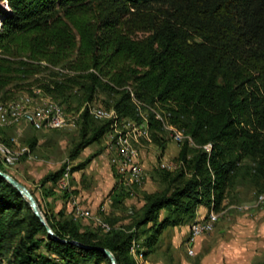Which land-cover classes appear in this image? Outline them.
I'll list each match as a JSON object with an SVG mask.
<instances>
[{
	"label": "trees",
	"instance_id": "16d2710c",
	"mask_svg": "<svg viewBox=\"0 0 264 264\" xmlns=\"http://www.w3.org/2000/svg\"><path fill=\"white\" fill-rule=\"evenodd\" d=\"M5 1L0 102L28 93L58 102L68 116L84 108L83 136L71 159L118 131L119 121L125 120L124 127L133 123L126 119L140 120L132 94L144 104L149 136L162 151V119L146 106L195 145L185 139L176 157L179 167L156 171L165 187L145 194L133 224L109 231L84 226L63 209L57 214L46 209L30 189L57 235L51 236L27 199L0 177V264H113L100 248L111 250L119 264H139L135 256L146 260L165 228L191 225L200 206L220 211L239 179H250L264 192V0ZM97 101L114 116L105 118L100 108L105 119H95L89 109ZM9 127H0V140L13 147ZM118 133H126L125 127ZM132 142L136 146L135 138ZM36 143V138L29 143L32 150ZM66 166L42 178L44 197L67 203L70 192L58 195L45 187L61 188ZM7 167L0 158V168L8 172ZM114 167L117 182L110 196L122 203L132 194L126 176ZM142 227L146 251L136 241Z\"/></svg>",
	"mask_w": 264,
	"mask_h": 264
},
{
	"label": "rangeland",
	"instance_id": "374dc122",
	"mask_svg": "<svg viewBox=\"0 0 264 264\" xmlns=\"http://www.w3.org/2000/svg\"><path fill=\"white\" fill-rule=\"evenodd\" d=\"M6 7V1L0 0V10ZM26 94L28 93L23 95ZM132 95L139 105L140 115L144 116L147 122L142 124L140 120L136 119H126V121L130 120L138 127L143 126L148 129L146 138H135L140 162L147 176L142 186L132 187V191H136V188L138 191L125 198L124 202L115 203L110 193L117 182L111 162L114 156L111 146L112 138L119 131L124 130L123 123L125 120L118 122L116 128L118 131L113 129L108 136L105 135L101 141L92 143L77 158L71 159V150L83 136L82 122L79 116L84 108L76 114L68 113L70 123L57 130L46 132L36 130L28 123H22L18 126L0 125V127L10 126L5 132L6 136L12 137V144H9L13 146L12 148L17 151L28 149L32 154V157L25 154L27 159L19 161L13 167H7L8 172L29 189H32L46 209L54 211L56 214L63 209L67 215L79 219L84 226L102 230L103 224H109L111 229L112 227L121 228L132 225L144 204L145 194L160 191L165 187L156 171L159 168L176 169L179 167L176 157L181 144L189 137L183 130L174 128L175 132L182 135V140L178 141L175 132L164 127L166 131L164 130L162 136L165 141V150L162 151V147L152 141L149 136V119L147 110L143 108L144 104L137 101L134 94ZM94 104L96 105H90V107L103 108L97 105L104 106L101 101ZM146 107L162 116L155 107ZM103 109L109 115L105 118L114 116V111ZM92 116L97 120L105 119ZM34 138H36L37 143L32 150L29 143ZM188 139H190L191 144L195 145L191 138ZM204 149L209 152L211 146L207 145ZM89 157H92V160L85 168L71 173L68 188H63L61 185L63 189L59 186L53 187L51 183L45 186L47 189H53L58 195H62L63 191L66 190L70 192L67 203L64 200L62 203H58L57 198L53 196L44 197L41 181L46 174L56 171L66 164L72 168ZM74 200L78 201L82 208L90 209V215L87 218L77 217L74 214ZM212 214H214L213 231L197 240L194 246L195 252L191 254L187 242L191 225L198 220H209ZM164 216L163 213L162 217ZM193 223L165 228L154 252L146 256V260L142 259L141 254L135 256L139 264H261L264 262V192L260 194L250 179L241 178L238 180L230 190L220 211H216L214 205L210 209L200 206L197 218ZM145 228L139 229L141 235L136 240L143 251H146L143 246L145 235L142 233Z\"/></svg>",
	"mask_w": 264,
	"mask_h": 264
},
{
	"label": "bare ground",
	"instance_id": "6f19581e",
	"mask_svg": "<svg viewBox=\"0 0 264 264\" xmlns=\"http://www.w3.org/2000/svg\"><path fill=\"white\" fill-rule=\"evenodd\" d=\"M18 105L19 114L20 117H29L34 119H41L40 124V130L42 131H49V130H55V129H61L63 127H66L70 123V117L67 115L65 109L62 105H60L58 102L49 99V98H33L29 95H23L19 97L16 101H12L8 104L0 102V115H4V109H8L11 107H15ZM58 105V110L63 116L64 120L62 122H53V111L52 106ZM98 108V107H97ZM99 111H95L93 107H90V113L94 115L95 117L102 118L105 117V112L98 108ZM155 111V110H154ZM163 126L170 130L171 132H175L174 127L169 126L166 122L163 116H161ZM22 123L27 124L26 118H17V120H10V125H19ZM0 125H8L3 122V117H0ZM126 133L119 134L113 137L112 139V148L114 151V156L112 158L113 165L116 166L121 173H123L126 176V182L129 188H132V186L140 187L141 182L138 180V175L136 174L135 170H140V167H143L140 162V155L138 148L133 144L134 138H137V134L139 136H147L148 132L146 129H140L138 128L134 123L128 122L125 126ZM170 132V133H171ZM173 134V133H172ZM176 139L178 141L182 140V135H180L178 132H175ZM135 155V163L133 162V153ZM210 152V151H209ZM29 155L32 157V154L30 153V150L24 149L22 151H17L14 148L6 145L5 143L0 141V158L1 160L9 167L15 166L19 161H21L22 156ZM66 178H70L71 176V167H66ZM65 173L63 178L65 177ZM62 178V179H63ZM146 176H144V182H145ZM62 179L60 181V185L63 188H68V184L62 183ZM61 188V189H63ZM84 209V208H82ZM213 213V211H212ZM74 214L77 217H85L87 218L90 215L89 210H75ZM214 214H212L211 218L209 220H198L195 223H193L189 230V236H188V244L191 251V254H194V241H195V234H197L198 229L203 226L205 227V235L211 233L214 229ZM103 228L107 231L111 230V227L109 224H103ZM138 245L135 243L131 247L132 253L137 249Z\"/></svg>",
	"mask_w": 264,
	"mask_h": 264
},
{
	"label": "built area",
	"instance_id": "2783aa9c",
	"mask_svg": "<svg viewBox=\"0 0 264 264\" xmlns=\"http://www.w3.org/2000/svg\"><path fill=\"white\" fill-rule=\"evenodd\" d=\"M53 111V122H62V120H64L63 116H61L59 110H58V105H54L52 106ZM95 111H99V109L97 107H94ZM0 117H3V122L10 125V120H17V118H26L27 123L30 124L34 129L36 130H40V124H41V119H34V118H29V117H20L19 114V109H18V105H16L15 107H11L8 109H4V115H0ZM140 121L143 124V122H147L144 119V116L140 115ZM174 139V138H173ZM133 155V163H135V155H134V151L132 153ZM112 162V166L113 165V161ZM117 168V167H114ZM136 174L138 175V180L139 182H141V185L144 184V176H147V173L145 172L143 167H140V170H135ZM62 183H66V184H70V178H66V173H65V177L62 179ZM125 187L131 192L132 195L135 194L136 191H132L128 185L127 182L125 181ZM73 206H74V210H90V209H82V206L78 203V201L74 200L73 201ZM205 235V227L201 226L198 231L197 234H195V241H194V246L197 242V240Z\"/></svg>",
	"mask_w": 264,
	"mask_h": 264
},
{
	"label": "water",
	"instance_id": "95a60500",
	"mask_svg": "<svg viewBox=\"0 0 264 264\" xmlns=\"http://www.w3.org/2000/svg\"><path fill=\"white\" fill-rule=\"evenodd\" d=\"M0 177L6 179L9 183H11L15 188L18 189V191L23 195V197H25L27 199V201L29 202L30 207L32 208L34 213L40 218L42 223L46 226L49 234L51 236L57 237V235L54 232V230L52 229V227L48 224L47 219H46L43 211L41 210V207H40L36 197L33 195L31 190L29 189V187H27L24 183H22L21 181L16 179L13 175L4 171L1 168H0ZM69 242L72 244H77V245L86 247L84 244H81L77 240H70ZM100 249H102L111 258L113 264H119L117 257L115 256V254L111 250H109L107 248H100Z\"/></svg>",
	"mask_w": 264,
	"mask_h": 264
},
{
	"label": "crops",
	"instance_id": "0c3cea01",
	"mask_svg": "<svg viewBox=\"0 0 264 264\" xmlns=\"http://www.w3.org/2000/svg\"><path fill=\"white\" fill-rule=\"evenodd\" d=\"M57 202H58V203H62V199H59V198H58V199H57ZM199 216H200V215H199Z\"/></svg>",
	"mask_w": 264,
	"mask_h": 264
}]
</instances>
